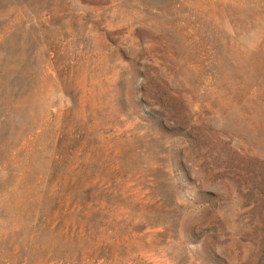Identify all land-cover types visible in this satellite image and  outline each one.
I'll return each mask as SVG.
<instances>
[{"label":"rangeland","instance_id":"rangeland-1","mask_svg":"<svg viewBox=\"0 0 264 264\" xmlns=\"http://www.w3.org/2000/svg\"><path fill=\"white\" fill-rule=\"evenodd\" d=\"M0 264H264V0H0Z\"/></svg>","mask_w":264,"mask_h":264}]
</instances>
